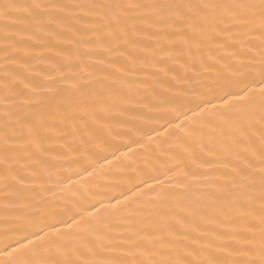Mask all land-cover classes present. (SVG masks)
<instances>
[{
	"label": "snow or ice",
	"instance_id": "obj_1",
	"mask_svg": "<svg viewBox=\"0 0 264 264\" xmlns=\"http://www.w3.org/2000/svg\"><path fill=\"white\" fill-rule=\"evenodd\" d=\"M0 264H264V0H0Z\"/></svg>",
	"mask_w": 264,
	"mask_h": 264
}]
</instances>
